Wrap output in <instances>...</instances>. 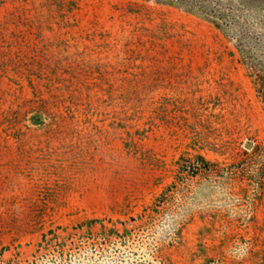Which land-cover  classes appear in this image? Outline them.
<instances>
[{
	"label": "rangeland",
	"instance_id": "obj_1",
	"mask_svg": "<svg viewBox=\"0 0 264 264\" xmlns=\"http://www.w3.org/2000/svg\"><path fill=\"white\" fill-rule=\"evenodd\" d=\"M0 264H264V0H0Z\"/></svg>",
	"mask_w": 264,
	"mask_h": 264
},
{
	"label": "water",
	"instance_id": "obj_2",
	"mask_svg": "<svg viewBox=\"0 0 264 264\" xmlns=\"http://www.w3.org/2000/svg\"><path fill=\"white\" fill-rule=\"evenodd\" d=\"M246 147H247V148H251V147H252V143H251V142L247 143V144H246Z\"/></svg>",
	"mask_w": 264,
	"mask_h": 264
},
{
	"label": "trees",
	"instance_id": "obj_3",
	"mask_svg": "<svg viewBox=\"0 0 264 264\" xmlns=\"http://www.w3.org/2000/svg\"><path fill=\"white\" fill-rule=\"evenodd\" d=\"M178 1H180V0H178Z\"/></svg>",
	"mask_w": 264,
	"mask_h": 264
}]
</instances>
